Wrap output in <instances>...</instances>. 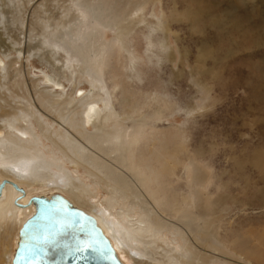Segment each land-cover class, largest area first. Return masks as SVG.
<instances>
[{"label": "rangeland", "instance_id": "1", "mask_svg": "<svg viewBox=\"0 0 264 264\" xmlns=\"http://www.w3.org/2000/svg\"><path fill=\"white\" fill-rule=\"evenodd\" d=\"M0 5L11 13L0 24L6 43L26 29L36 35L35 43L48 38L38 53L28 51L30 76L55 71L67 94L93 90L109 99L105 110L97 102L106 117L102 157L127 173L118 165L121 161L111 159L125 147L128 164L141 180L142 186L134 188L168 222L158 233H146V244L135 242L145 250L143 256L119 254L123 264L171 261L173 252L167 250L179 240L171 226L186 227L170 206L172 201L180 204L188 192L194 204L183 207L184 216L203 215L192 222L191 237L188 232L196 250L210 251L195 240H207V245L213 238L224 253L218 256L264 264V0H0ZM14 57L11 50L8 59ZM0 59L8 62L1 53ZM0 131L4 135L8 128ZM120 136L125 146H119ZM78 173L87 175L81 167ZM102 190H94L92 204L112 219L122 211L105 212L98 205L108 197ZM32 193L30 198L36 196ZM128 209L122 213L130 216ZM219 259L212 264H226ZM187 261L201 264L194 257Z\"/></svg>", "mask_w": 264, "mask_h": 264}, {"label": "bare ground", "instance_id": "2", "mask_svg": "<svg viewBox=\"0 0 264 264\" xmlns=\"http://www.w3.org/2000/svg\"><path fill=\"white\" fill-rule=\"evenodd\" d=\"M1 8L2 5H0V24L3 27L6 21V14L9 12L7 10L3 11ZM11 18L14 19L13 17ZM130 18L132 17L130 16ZM11 21L13 22V20ZM39 28L41 29V27ZM25 31H17L20 35L15 33L14 41L7 43L0 34V53L8 61L4 63L0 59V123L2 125H0V129L3 128V132H5L8 128V131L4 135L0 131V177L4 179L2 181L6 182L0 194V264H12L18 231L24 222L34 213V206L32 204L28 205L32 191L39 192L32 193L36 196H45L47 198L51 195L59 194L74 207L79 210L83 209V212L92 216L107 237L118 260L122 264V257L119 258V254L129 255L130 253L133 258H135V255L138 257L143 256L142 251L145 250L138 248L139 246H136L135 242H139L141 245L146 244L144 235L148 232L158 233L168 222L158 216L159 212L156 209H149L146 203L147 198L134 188V186L137 187L139 185L141 180L139 181L136 177L137 174L132 171L134 166L132 168L128 164L129 161L125 156L127 149L125 147H121L123 150L121 149L122 151L117 153L118 155L115 154L111 157L108 154V156L113 161H116V163L121 161L118 165L127 173L116 171L112 165L113 163L111 164L110 161L102 157L105 152L103 153L102 151L101 143L105 137L102 138L101 134L105 132L103 122L106 120V117L101 113L99 107H97V102H101L105 110L109 105V99L103 100L101 93L100 95L97 91L93 93L91 89L89 93L80 92L78 98H76L78 95L75 96L74 93L67 94L63 91V85L59 81L58 75L54 73L55 71H49V74H45L44 71L40 77L30 76L26 64L29 58L28 51H41L43 49L42 44H47L48 38L44 37V41L35 43L36 35H32V31H27V29ZM81 48L84 49L82 46ZM11 50L15 51L16 57L8 59ZM34 55L39 56L36 53ZM45 58L39 57L38 59L46 63ZM15 64L17 65L15 66ZM70 74H72V71ZM8 77L12 79L10 83ZM27 79L32 83V87L29 86V80ZM40 84L43 86H40ZM92 89L94 88L92 87ZM3 108H8V110L2 111ZM111 112L114 116H118L112 109ZM99 118L100 121L96 122ZM88 128L94 130L90 133L87 131ZM83 133H89L87 134L89 136L84 137L85 134ZM119 140V146H125L121 136ZM43 141L45 144H43ZM95 142L97 143L95 144ZM104 150L106 151V149ZM2 157L8 158L11 161L9 163H7L8 161L4 162L1 160ZM258 157L255 156L256 159L253 161L254 163L257 162V166H260V159ZM92 160H96V162ZM189 163L191 164V162ZM67 164L71 165V170L66 168L65 165ZM80 167L87 174L86 176L80 173L76 174ZM169 169L171 171V168ZM83 178H86L88 182ZM13 184L19 189H22L21 186L28 189L24 194L19 192L20 196L16 199L19 203H15L14 201L15 197L18 196V191L15 190ZM96 188L103 189L102 191L108 195V197L105 196L102 202L98 204L103 207L105 212L109 208L111 210L118 208L123 212L128 207L127 211H129L131 217L128 214L120 212L116 213L112 219H108L102 213H99L97 208L92 204ZM260 191L264 194V188L260 189ZM150 192L148 190V193ZM150 195L152 196V193ZM179 202L180 204L177 201H172L170 207L174 213V218L179 220V223L186 228L179 230L171 226L172 229L178 231L179 240L176 239V242L172 241L178 244V246L172 245L175 248L167 250L168 252H173L170 255L171 261L168 264H186L190 257H194L195 261L201 264H212V260H218V258L226 264H249V262L236 263L233 258H230L231 256H218V253H224L219 250L218 243L213 238H210L207 245L205 244L207 240L205 242L199 239L195 240V242H199L205 248L210 246V251L199 247V250H196V246H192V242L190 244L191 233L194 234L193 232H195H192L191 229L193 227L191 229L190 227L192 226V222L197 220L195 218L203 220V215H199L198 217L195 215L196 217L194 216V219L191 218L192 220L184 216V211L182 212L183 207L194 204L190 192ZM211 205L213 206L212 203ZM186 209L188 210V208ZM188 232H190V237ZM200 235L204 234L201 233ZM177 241L179 242L177 243ZM163 243L168 247L167 241ZM193 248L194 250L192 251ZM176 250H179V252L176 253ZM193 254L194 256H192ZM184 257H187L186 260ZM204 257L206 261H199Z\"/></svg>", "mask_w": 264, "mask_h": 264}, {"label": "water", "instance_id": "3", "mask_svg": "<svg viewBox=\"0 0 264 264\" xmlns=\"http://www.w3.org/2000/svg\"><path fill=\"white\" fill-rule=\"evenodd\" d=\"M5 184L0 183V194ZM30 204L34 213L18 231L12 264H122L96 220L63 196H34ZM53 232L57 243L46 244L44 236Z\"/></svg>", "mask_w": 264, "mask_h": 264}, {"label": "snow or ice", "instance_id": "4", "mask_svg": "<svg viewBox=\"0 0 264 264\" xmlns=\"http://www.w3.org/2000/svg\"><path fill=\"white\" fill-rule=\"evenodd\" d=\"M56 237H57V233L53 232V233L46 234L43 239L46 244L48 243L56 244L57 243ZM82 247H87V245H83Z\"/></svg>", "mask_w": 264, "mask_h": 264}]
</instances>
